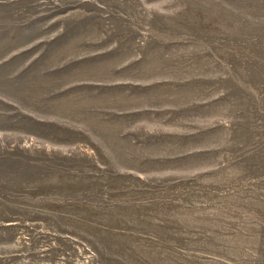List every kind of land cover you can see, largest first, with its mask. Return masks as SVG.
<instances>
[{"label": "rangeland", "instance_id": "1", "mask_svg": "<svg viewBox=\"0 0 264 264\" xmlns=\"http://www.w3.org/2000/svg\"><path fill=\"white\" fill-rule=\"evenodd\" d=\"M0 264H264V0H0Z\"/></svg>", "mask_w": 264, "mask_h": 264}]
</instances>
